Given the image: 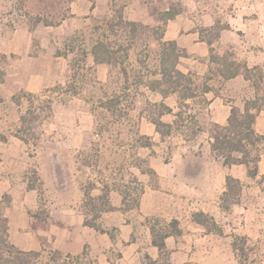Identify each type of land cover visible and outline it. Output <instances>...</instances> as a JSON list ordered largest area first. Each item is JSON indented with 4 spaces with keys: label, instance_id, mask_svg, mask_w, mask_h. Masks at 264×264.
Masks as SVG:
<instances>
[{
    "label": "rangeland",
    "instance_id": "obj_1",
    "mask_svg": "<svg viewBox=\"0 0 264 264\" xmlns=\"http://www.w3.org/2000/svg\"><path fill=\"white\" fill-rule=\"evenodd\" d=\"M168 8L177 11L176 25L188 19L206 35L217 32L215 51L253 68L251 81L233 86L241 90L238 95H243V101L256 92L264 93V0H0V67L5 80L7 69L39 74L47 68L56 74L36 92L6 83L0 86V134L5 140L15 137L8 151L21 149L28 162L14 182L18 189L28 182L35 184L39 207L31 212L33 217H49L53 211L66 229L67 222L72 226L74 219L84 218L85 190L90 188L96 196L104 189L108 204L116 209L101 211L95 221L113 234L115 216L137 205L144 184L140 178L156 182L155 174L146 172L154 158L168 161L183 156L180 163L172 159L178 180L165 186L174 188L181 180L204 185L196 172L210 167L206 134L211 126L204 130L195 126L204 117L200 110L183 107L182 122L178 118L162 140L151 122L159 102L177 108L176 94L162 97L148 88L158 78L159 42L165 40L168 22L161 21L160 13ZM119 12L123 20L139 24L135 31L114 18ZM223 30L230 41L226 46L219 39ZM104 34L118 50L115 62L96 63L90 53L93 42ZM259 72L260 88L253 83ZM192 76L197 87L201 79ZM68 84L72 92L66 90ZM14 94L21 98L18 105L12 100ZM116 95L120 100L113 111L105 109L103 103ZM30 103L51 105V111L42 119L43 134L25 144L15 134L19 116ZM262 110L255 122L258 133H264ZM161 119L173 120V116L164 114ZM146 140L149 145H144ZM258 148L257 175L243 182L237 202L227 209L220 205L223 190L218 186L221 210L214 214L222 233L214 234L220 236V264H264V150L261 145ZM217 166L221 180L222 166L213 162V168ZM17 235L8 233V240L20 249ZM242 240L243 251L234 247V242L240 246ZM34 250L41 253L37 264H99L98 254L87 244L79 252L42 244ZM54 250L61 253L56 261ZM105 255L115 260L120 252L115 247Z\"/></svg>",
    "mask_w": 264,
    "mask_h": 264
},
{
    "label": "crops",
    "instance_id": "obj_2",
    "mask_svg": "<svg viewBox=\"0 0 264 264\" xmlns=\"http://www.w3.org/2000/svg\"><path fill=\"white\" fill-rule=\"evenodd\" d=\"M174 21L172 19L167 22L164 39L175 40L179 48L185 52L178 67L183 72H190L191 76L193 73L196 78L201 79V84H197L196 95L186 100L189 107L196 106L204 115L202 120L195 121V126L204 130L208 124L226 125L232 105H243V95L241 97L238 95L241 90L233 86L243 87L247 80L241 74L223 79L211 73L214 64L210 61L209 45L205 41L204 33L193 24H189L188 19L177 25ZM219 39L223 46L230 43L226 30L220 33ZM235 49L238 51L237 47ZM244 56L249 60L248 55ZM6 72V80L3 83L8 84L10 88L13 86L32 92L41 90L56 78V74H52L53 70L47 68L39 74L31 70L7 69ZM172 108L174 112L180 109L178 106L176 110ZM206 137L209 148L211 140L209 131ZM13 138L15 137L5 140L0 137V196L8 193L11 197L4 214L8 218L10 237L18 234L20 249H38L42 244L53 249L63 250L65 247L68 251L79 252L87 244L98 254L99 264H220L218 259L220 236L198 227L192 221L191 214L201 210L215 218L214 212L221 210L217 202L218 186H222L224 190L227 175L238 178L243 183L248 178L243 164L224 165L222 160L220 162L213 156L209 148L207 157L210 167L196 172L204 179V185L179 180L180 184L169 188L165 185L178 180L176 164L172 159L180 163L183 156L180 155L179 158L174 156L168 161L154 158L151 166L156 176L155 184L150 183L148 177L140 178L144 184L137 205L135 209L115 216L116 229L113 234L107 231L99 232L83 225L82 218L74 219L72 226L67 222L64 229V225L59 223L58 215H54L53 211H50L49 217L42 214L33 217L31 212L39 207L36 191L27 188L26 184L22 189L16 188L14 179L17 174L27 169L28 162L21 149L8 151ZM213 162H218L222 166L221 180L220 167L213 168ZM173 219L177 220L176 228L180 230L178 234L170 233L169 223ZM152 228L155 232L164 231L168 234L164 237V247L161 249L152 244ZM115 247L120 252V257L115 260L107 259L105 254Z\"/></svg>",
    "mask_w": 264,
    "mask_h": 264
},
{
    "label": "trees",
    "instance_id": "obj_3",
    "mask_svg": "<svg viewBox=\"0 0 264 264\" xmlns=\"http://www.w3.org/2000/svg\"><path fill=\"white\" fill-rule=\"evenodd\" d=\"M177 11L168 8L160 13V19L164 23L175 18ZM118 21L130 26L131 31H135L139 25L135 21L123 20L122 14L114 16ZM40 17L34 20V23L39 21ZM113 24L111 23V26ZM217 31V30H216ZM203 33V30H201ZM218 36L217 32H212L208 35L204 34L205 41L209 45L210 61L214 64L213 73L221 76L223 79L232 78L241 74L245 80L251 81L253 79V68L249 67L247 63L229 58L227 53L219 54L215 51L213 46L214 39ZM104 34V38L98 37L90 48V53L96 63H109L118 59V50L114 49L112 42L108 41ZM185 54L179 48L175 40H161L159 42V71L158 78L148 83V88L152 91L158 92L162 97L168 94H176L177 106L180 109L177 112L164 102H159L157 116L151 118L154 124L155 131L159 134L160 139H164L173 129L177 119L182 122L181 116L184 112L183 107L188 106L187 99L193 98L196 95L197 87L194 84L190 72L185 73L179 67L180 58ZM211 70V71H212ZM262 79V73L259 72L257 79L254 80V85L260 88L258 83ZM5 80V71L0 67V85ZM204 87V86H203ZM205 88V87H204ZM66 90L72 92L69 84ZM25 93V92H22ZM25 95V94H24ZM30 98L33 94H27ZM20 97L17 94L12 96L15 104H20ZM120 96L116 95L106 100L103 105L105 109L113 111L119 103ZM2 98L0 96V102ZM264 107V93L259 94L256 92L252 97L246 98L243 105H232L230 113L227 117L226 125H219L213 123L210 127L209 133L211 140L209 141V148L211 152L216 154L224 165L243 164L246 168L248 177H255L258 173V162L260 161L259 146L261 145L264 150V133H258L255 129V121L259 112ZM51 111V105L34 106L30 103L28 108L19 116L20 124L16 129V136L25 144L28 139L38 138L43 134L42 119L46 113ZM164 114H171L173 120L163 121L161 117ZM5 139L3 135H0ZM150 142L146 140L144 145H149ZM154 173L149 168L148 171ZM29 189L36 190L35 184L28 182ZM243 183L231 175L225 178V188L220 196V205L223 208H228L230 204L237 202V198L242 191ZM83 199V225L93 228L99 232H105L104 228L95 221L101 211H111L116 208L108 204L106 199V192L102 189L98 195L94 196L91 189H86ZM10 195L3 193L0 197V264H37L41 255L39 250H22L17 248L8 240V218L4 214L5 207L10 203ZM88 213L92 214V218H88ZM192 221L205 231L213 232L216 234L222 233L220 226L217 224L215 218L204 211H195L191 214ZM169 226L171 232L174 234L180 233L176 228L177 220L170 221ZM152 244L156 245L159 249L164 247V237L168 234L164 231H156L152 228ZM234 247L243 251L244 241L242 240L240 246L234 242ZM53 260L56 261L61 257L59 250L53 251ZM61 264H68L67 262Z\"/></svg>",
    "mask_w": 264,
    "mask_h": 264
}]
</instances>
